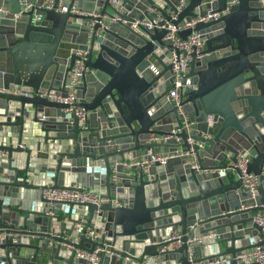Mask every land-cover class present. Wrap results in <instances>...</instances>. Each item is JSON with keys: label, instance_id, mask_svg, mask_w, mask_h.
<instances>
[{"label": "water", "instance_id": "1", "mask_svg": "<svg viewBox=\"0 0 264 264\" xmlns=\"http://www.w3.org/2000/svg\"><path fill=\"white\" fill-rule=\"evenodd\" d=\"M44 1L0 0L9 10L0 18V89L7 90L0 92V151L5 153L0 156V218L8 234L0 246V264H93L77 253L96 249V264H190L187 240L207 234L218 238L196 245L195 258L258 264L240 262L236 256L264 246L255 222L256 214L264 213L260 1L238 0L230 14L181 33L184 39L193 31L208 36L203 57L194 55L187 69L198 90L184 101V115L167 98L171 65L163 41L166 31L148 32L139 26L140 34L132 28L137 20L151 18L149 8L164 13L179 0H121V10L111 0H55L99 12L92 36L76 24L88 17L35 8L22 12L23 3ZM227 2L190 0L174 23L203 16L209 9L223 11ZM105 16L125 22L111 23L96 48L99 21ZM89 48L87 66L92 71L78 89L80 104L90 113L84 124L67 112L69 105L38 94L65 92L76 52ZM152 63L164 67L160 75L150 69ZM162 78L167 81L158 85ZM19 90L23 94L14 93ZM186 118L190 133L184 129ZM178 129L181 142L152 141ZM178 151L180 157L164 164L155 161L147 172L124 165ZM238 155L252 159L249 173L258 177L254 194L242 187L234 167ZM48 188L97 190L109 202L50 207L44 197ZM93 226L96 240L85 236ZM173 233L182 236L183 244L163 251Z\"/></svg>", "mask_w": 264, "mask_h": 264}, {"label": "built area", "instance_id": "2", "mask_svg": "<svg viewBox=\"0 0 264 264\" xmlns=\"http://www.w3.org/2000/svg\"><path fill=\"white\" fill-rule=\"evenodd\" d=\"M190 0H179L175 8L166 7L164 9V13L160 11L158 8H149L148 13L151 18H145L143 21L137 20L132 24V28L140 33L144 34L139 26H143L148 32H153L155 30L166 31V35L163 38V41L166 43L167 49V64L171 65V75L168 81H170V91L167 95L168 100L172 103V105L177 109V112L180 115H184L183 104L184 101L188 98L189 93L198 90V86L193 83L192 79L188 76L187 69L191 65L193 61V56L195 55L197 58L203 57V51L206 47V42L208 40L207 33H200L193 31L186 39L181 37V33L194 29L199 23H208L212 20H218L222 16L228 15L231 13L232 8L238 4V0H228L227 6L223 11L215 12L212 9L207 10L206 14L196 15L191 18L189 21H183L178 24L174 22L178 19L179 14H181L189 5ZM264 7V0H258ZM111 3L118 6L119 10L123 9L124 5L121 0H111ZM32 8L36 10H55L60 13H71L75 15H81L88 17L87 20L78 19L76 24L79 26L85 27L90 36L94 33V27L97 23L98 17H100L99 12H87L78 9L77 3L75 2L73 6L70 7L69 4H65L62 2L56 3L55 0H46L42 4H28L23 3L22 12L29 11ZM198 9V7H197ZM9 13V10L5 8V6H0V18L4 17ZM166 16H169L170 19H167ZM119 21L125 22L121 17H108L105 16L100 22L101 27L97 30L96 34L99 38V41L96 44V48H99L101 41L105 38L106 30L109 28L111 23H117ZM90 47V46H89ZM90 48L88 50H78L76 52L77 59L75 64L68 72L67 77V85L66 91L61 92L58 90L53 91H41L38 95L42 98H48L52 102H58L62 104L69 105V109L67 112L75 113L80 120L85 124L87 122L89 112L85 110L84 107L80 104V98L78 97V89L79 85L82 83L83 77L90 73L92 69L87 66L88 56H89ZM159 65L158 67H154L153 63L150 66L156 75H160L164 70V67ZM167 80L160 79L158 81V85L164 84ZM5 89H0V92H6ZM16 94H23L21 90L14 91ZM28 96H34L35 93H25ZM187 118L184 121V129L188 130L190 133L192 127L190 124H187ZM209 121L213 120V116L208 117ZM182 129L174 130L172 135L167 136H154L152 141L159 142H167L171 139H175L177 142H181V139L176 136L178 132H181ZM191 142V140L189 139ZM204 147L203 143L200 145ZM5 153L0 151V156ZM182 155L181 152H176L170 155H160L159 157H153V161H148L145 159L142 160H134L131 162H126L124 165L129 170L139 169L141 168L143 171L147 172L151 166V164L155 161H159L164 164L169 158H177ZM252 159L249 155H238L237 162L234 164V167L238 170L240 178L242 180V187L245 190H248L251 194H254L257 186H258V177L253 173H249V165ZM194 168L196 166H193ZM113 179H117V172H114L112 175ZM1 182V176H0ZM44 197L49 201L50 207H54L57 203H73L78 205H86V204H95L97 206H101L104 202H109V199L103 198L101 192L97 190H92L88 188H83L82 190L75 189H53L48 188L44 192ZM119 204V203H118ZM255 222L261 227V232L264 234V213H257L255 216ZM197 224L192 225L190 229H195ZM82 229V223L77 224V230L80 231ZM85 236L91 238L92 240H96L98 237L96 227H90L87 229ZM8 237V234L5 233L4 229L1 226V218H0V246L3 245ZM182 236L178 233H173L170 237L166 239L167 242H172L166 248L163 249H175L179 248L183 242L181 240ZM217 238L215 234H207L202 238H189L187 240L188 244V255L190 264H221L225 263V260L219 261L218 259H203L199 260L195 258L194 251L196 245L202 244L203 241L207 239ZM27 238L23 239L26 242ZM79 242V239H76ZM99 251L100 249H96L94 253L90 254L85 251H78L77 257L80 259L88 260L93 264H96L99 261ZM236 259L240 262L247 261L249 263H258L264 264V246L256 247L250 250H246L236 256Z\"/></svg>", "mask_w": 264, "mask_h": 264}, {"label": "crops", "instance_id": "3", "mask_svg": "<svg viewBox=\"0 0 264 264\" xmlns=\"http://www.w3.org/2000/svg\"><path fill=\"white\" fill-rule=\"evenodd\" d=\"M163 67H160V69H162ZM137 160H142V159H137ZM136 160V161H137ZM3 168H1V170H2ZM68 185H70L69 183H67V186ZM89 213L87 212L86 214H83L82 215V217H83V219L84 220H87L88 218H89ZM60 216H62V217H65V218H67V216H68V214L66 213V212H64V211H60ZM67 235V234H66ZM218 238V237H217ZM203 255L205 256H207L208 254H209V251L207 250V248H205L203 251Z\"/></svg>", "mask_w": 264, "mask_h": 264}]
</instances>
